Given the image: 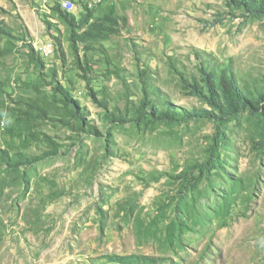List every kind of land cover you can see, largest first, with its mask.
Here are the masks:
<instances>
[{
    "label": "rangeland",
    "instance_id": "obj_1",
    "mask_svg": "<svg viewBox=\"0 0 264 264\" xmlns=\"http://www.w3.org/2000/svg\"><path fill=\"white\" fill-rule=\"evenodd\" d=\"M57 5L88 18L77 33L114 21L72 42ZM57 88L91 127L36 108H64ZM145 99L171 115L137 113ZM51 148L0 158V264H264V9L0 0V154Z\"/></svg>",
    "mask_w": 264,
    "mask_h": 264
},
{
    "label": "trees",
    "instance_id": "obj_2",
    "mask_svg": "<svg viewBox=\"0 0 264 264\" xmlns=\"http://www.w3.org/2000/svg\"><path fill=\"white\" fill-rule=\"evenodd\" d=\"M59 1V0H56ZM239 3H244L247 7L253 8V9H258V10H262L264 9V1H257V0H233ZM54 11L58 14V16L60 18H62L64 20V22L66 24H68L70 26V30H71V34H70V40L72 42H76V41H86L90 38L93 37H98L99 36V28L97 23L98 22H102V21H114L113 18L111 19L109 14H105L103 17L101 18H95L91 23L88 24V26L82 30L81 32L77 33L74 32L75 28H79L81 26H83L84 23H87V19L88 18H82L79 20H75L74 16L68 12L67 10L62 9L59 5H57L54 8ZM30 56L32 57L33 60H36L37 62H40V58H38V56L36 54H34V50L32 47H30V51H29ZM205 75V82L207 84L208 89H212V87L214 86V79H216V75L214 72H210L208 71L207 73L204 72ZM218 81L220 83V86L222 87L224 94L226 95V97L232 102L234 103H238L240 98H239V92L237 91L236 85L234 84L232 78L229 76L228 71L226 68L222 69L219 77ZM58 91L61 92L62 98L60 101H62V103L64 104V108L57 106L56 104L52 103V102H48V103H44L43 105H39L38 103H36V108L39 111L45 112V113H55L58 114L62 117L65 116H71L72 118H74V120L76 121V127L78 129H82L84 125H87L88 127H91L90 124L86 123V122H82V113L78 111L77 108V101H72L70 99L69 94L64 91L62 88H57ZM70 101V102H69ZM70 103H73V105H69ZM106 106V105H105ZM238 106L233 105L231 107V111H233V113H235L236 111H238ZM135 111L139 114L142 113H146L147 111H149V113H152L153 111L158 114V115H171L168 111H166L165 109H163V111H159L157 110L154 105L152 104L151 101L149 100H144L142 101V103L138 106H135ZM104 118L109 120V121H117V122H123L124 119H126L125 117L121 116V115H117L114 116L113 113L111 112H106L104 111ZM47 137V136H46ZM56 153H58V149L57 148H51V152H46L43 156H26L22 153H17L14 157H8V155L3 151V153L1 152L0 154V158L2 159V161L10 164V165H28V164H32L35 162H38L42 159H44L45 157H49L52 155H55Z\"/></svg>",
    "mask_w": 264,
    "mask_h": 264
},
{
    "label": "built area",
    "instance_id": "obj_3",
    "mask_svg": "<svg viewBox=\"0 0 264 264\" xmlns=\"http://www.w3.org/2000/svg\"><path fill=\"white\" fill-rule=\"evenodd\" d=\"M71 6H72L71 4L63 5V7H71ZM49 47H51L49 44H45L42 46V49L43 51L46 52V54L49 53Z\"/></svg>",
    "mask_w": 264,
    "mask_h": 264
},
{
    "label": "bare ground",
    "instance_id": "obj_4",
    "mask_svg": "<svg viewBox=\"0 0 264 264\" xmlns=\"http://www.w3.org/2000/svg\"><path fill=\"white\" fill-rule=\"evenodd\" d=\"M64 5H66V3H64ZM52 50V48L51 47H49V53H50V51ZM43 53H45L46 54V52L45 51H43ZM44 55V54H43Z\"/></svg>",
    "mask_w": 264,
    "mask_h": 264
}]
</instances>
